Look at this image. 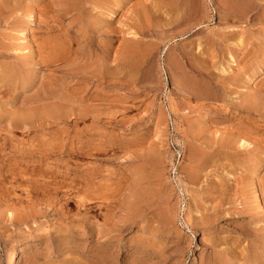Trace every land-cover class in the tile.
I'll return each mask as SVG.
<instances>
[{
  "label": "rangeland",
  "instance_id": "374dc122",
  "mask_svg": "<svg viewBox=\"0 0 264 264\" xmlns=\"http://www.w3.org/2000/svg\"><path fill=\"white\" fill-rule=\"evenodd\" d=\"M17 247L264 264V0H0V264Z\"/></svg>",
  "mask_w": 264,
  "mask_h": 264
},
{
  "label": "bare ground",
  "instance_id": "6f19581e",
  "mask_svg": "<svg viewBox=\"0 0 264 264\" xmlns=\"http://www.w3.org/2000/svg\"><path fill=\"white\" fill-rule=\"evenodd\" d=\"M196 8V7H195ZM112 11V10H111ZM115 11V10H114ZM114 13V12H113ZM112 15L113 14H111V17H112ZM197 19V18H196ZM189 21V20H188ZM22 37L24 38V40L25 39H27L28 38V31L27 30H24L23 32H22ZM27 41V40H26ZM128 46V45H127ZM126 46V47H127ZM126 47H125V49H126ZM129 47V46H128ZM127 52H128V48H127ZM165 55V54H164ZM255 184V183H254ZM253 184V185H254ZM252 185V186H253ZM257 187V186H256ZM254 188V187H253ZM158 192V191H157ZM254 199H256V200H258V199H260V195L258 194V192H256V194H255V198ZM262 199V198H261ZM167 207V206H166ZM22 250V247H17V248H15V250H12V252H10V254H9V257H8V260H7V264H15V253H17V252H19V251H21Z\"/></svg>",
  "mask_w": 264,
  "mask_h": 264
}]
</instances>
